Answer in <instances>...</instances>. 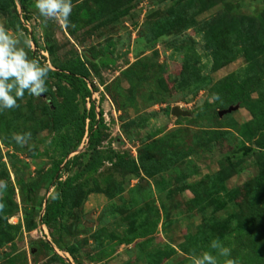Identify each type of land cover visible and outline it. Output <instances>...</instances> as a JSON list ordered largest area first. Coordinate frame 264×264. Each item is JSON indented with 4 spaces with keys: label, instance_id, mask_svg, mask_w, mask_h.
<instances>
[{
    "label": "rangeland",
    "instance_id": "374dc122",
    "mask_svg": "<svg viewBox=\"0 0 264 264\" xmlns=\"http://www.w3.org/2000/svg\"><path fill=\"white\" fill-rule=\"evenodd\" d=\"M35 2L0 0V24L29 59L52 71L113 60L87 81L95 149L179 159L152 177L137 162L131 172L94 168L85 134L56 174L63 183L89 169L82 192L60 206L42 115L49 99L25 95L0 112V264H192L204 252L219 264H264V0H78L67 30ZM24 133L20 147L12 137Z\"/></svg>",
    "mask_w": 264,
    "mask_h": 264
},
{
    "label": "trees",
    "instance_id": "16d2710c",
    "mask_svg": "<svg viewBox=\"0 0 264 264\" xmlns=\"http://www.w3.org/2000/svg\"><path fill=\"white\" fill-rule=\"evenodd\" d=\"M22 8L23 0H11L12 5L15 3ZM78 0H72L76 2ZM87 17V16H86ZM213 28H211L212 30ZM253 28L249 29L252 32ZM263 48L264 43L262 39L258 45V50ZM254 56L250 55L246 57L247 61L253 62ZM36 60V59H35ZM37 61V60H36ZM38 62V61H37ZM97 63H82L79 59L69 61L65 65H62L56 71L49 69L48 78L54 80V90L50 87L46 80L47 91L44 92V96L49 99V105H45L42 109V115L44 116V124L47 128H50L53 137L51 138L49 147L54 156H57V162L53 165V184L56 188L55 197L60 198L59 205L63 206L68 204L71 198L81 191V185L78 180L83 178V172L89 169L84 168L85 171L72 176L61 183L59 177L56 174L59 171L60 164H63L65 170H69L73 164L75 158L69 159V155L76 150L79 146L83 136L86 134L88 147H91V158L94 168L100 166L102 161L109 162L112 166H119L124 172H131L132 168L136 165L139 171L147 176L152 177L164 169L172 166L179 157L167 156L165 159H157L148 154L151 152L150 148L143 149L134 161L125 155L116 153L114 151H107L100 153L95 149V141L99 139V129L96 124V114L94 112V102L91 100L90 85L87 81L91 71L95 72L99 68H105L113 64V60L107 58H96ZM39 63V62H38ZM40 64V63H39ZM41 65V64H40ZM28 93L26 92L25 95ZM88 102L89 109H86L85 105ZM80 106L82 110H80ZM169 113V109L165 110V114ZM101 112L98 113V117H101ZM101 122V121H100ZM99 125V124H98ZM263 149V148H262ZM72 160V161H70ZM91 169V167H90ZM258 181L264 183V174H261ZM82 192V191H81ZM44 197L38 202L41 206L43 204ZM45 214L43 220L47 218V214L51 212V205L46 204ZM60 261L63 260L55 255Z\"/></svg>",
    "mask_w": 264,
    "mask_h": 264
},
{
    "label": "clouds",
    "instance_id": "9594fccd",
    "mask_svg": "<svg viewBox=\"0 0 264 264\" xmlns=\"http://www.w3.org/2000/svg\"><path fill=\"white\" fill-rule=\"evenodd\" d=\"M38 13L50 20L57 21L65 30L74 27L69 17L72 14V0H36ZM49 69L36 60L29 59L25 48L21 46L20 36L0 24V112L19 107L25 93L38 97L47 91L46 80ZM15 143L23 147L31 138V133L14 134ZM7 182L0 180V195L7 190ZM4 204L0 202V210ZM210 248L218 251L219 257H229L231 250L218 240L210 243ZM192 264H219L218 257L211 252H204L192 258ZM227 264H235L228 260Z\"/></svg>",
    "mask_w": 264,
    "mask_h": 264
},
{
    "label": "water",
    "instance_id": "95a60500",
    "mask_svg": "<svg viewBox=\"0 0 264 264\" xmlns=\"http://www.w3.org/2000/svg\"><path fill=\"white\" fill-rule=\"evenodd\" d=\"M170 114L171 115H175L176 114V112L174 111V109H170Z\"/></svg>",
    "mask_w": 264,
    "mask_h": 264
}]
</instances>
